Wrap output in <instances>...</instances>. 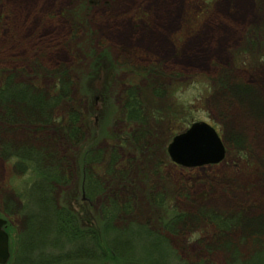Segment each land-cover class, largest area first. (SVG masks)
Masks as SVG:
<instances>
[{
  "label": "rangeland",
  "instance_id": "obj_1",
  "mask_svg": "<svg viewBox=\"0 0 264 264\" xmlns=\"http://www.w3.org/2000/svg\"><path fill=\"white\" fill-rule=\"evenodd\" d=\"M93 53L113 59L106 82L112 86L110 106L91 97L97 89L95 78L90 79ZM10 79L15 86H32L30 94L40 95L42 106L53 104L52 123L41 107H20L15 89L11 95L6 89L2 98L7 101L1 98ZM91 81L94 90L88 92ZM63 85L68 96L63 99L62 93L57 102ZM133 88L146 109L148 127L129 122L122 111ZM71 113L81 116L75 128L86 133L83 146L91 145L94 158L101 154L86 168L103 179L111 172L108 166L115 168L103 191H115L122 207L132 206L123 227L140 223L149 235V225L159 230L193 208L186 221L194 223L181 235L184 247L175 244L171 231L161 229L173 242L167 245L172 251L167 264H248L254 255L264 256V0H38L32 5L0 0V142L15 152L25 144L36 151L43 141L53 140L76 189L68 184L49 197L65 201L64 192H77L79 206L87 203L102 220L104 197L87 201L82 194L83 152L89 149H77L60 131L59 122ZM199 123L217 132L224 156L217 164L183 167L170 156L169 146ZM143 128L145 137H139ZM90 138L93 142L87 143ZM1 143L0 217L9 235L7 264H14L18 252L27 249L21 246L29 228L23 214L37 212L28 192L43 180L30 162L23 165L22 158L6 155ZM154 197L167 204L156 207ZM68 206L76 211L77 206ZM215 212L227 215L231 228L216 230L209 221ZM200 236L202 244L195 242ZM219 246L227 249L208 251ZM134 247L138 255L149 252V236Z\"/></svg>",
  "mask_w": 264,
  "mask_h": 264
},
{
  "label": "trees",
  "instance_id": "obj_2",
  "mask_svg": "<svg viewBox=\"0 0 264 264\" xmlns=\"http://www.w3.org/2000/svg\"><path fill=\"white\" fill-rule=\"evenodd\" d=\"M90 2H94V0H90ZM79 19H85L83 13ZM91 56L94 61V69L90 74V79L93 81L95 78L97 89L94 90L89 87V85L92 84L91 81L88 82V88H90L88 92H90V90L95 91H93V93L91 92L93 102L95 100L97 101V104L98 102L102 101L104 104H109L110 99H108V93L110 92L112 86L111 84H108L107 87L106 82H108V78L111 76V72L113 70V68L110 67L111 63L114 64L113 59L108 53H93ZM32 66L35 68L37 67L36 64H33ZM59 76H61L60 80H62L63 75L59 74ZM62 84H64V81ZM4 86L6 88H2L3 91L1 98L5 95L7 88V93L9 94L14 92L15 89V92H17L15 96L18 98L17 102L20 107H26L29 104L31 105V108H34L35 110H39L41 107V109L44 111V117H47L48 122H53L52 120L54 119H52L51 115L53 104L49 105L48 107L42 106L43 100L41 99V96H35V94L33 95L32 93L30 94V92L34 91L32 86H15L14 81L11 79L7 80V84ZM66 89L67 87L63 85L62 90L58 93L60 94L58 95L59 98H56L57 102L65 99L68 96L69 92H67ZM27 91L29 92L26 93ZM128 91L130 92H128L127 97H125L126 102L122 105L124 116L129 122L137 123V121H139L143 123L144 128L148 127L150 123H148L149 120L147 117V112L142 104V101H139L140 97L137 89L133 88ZM153 93L155 94V92ZM5 97L2 99L7 101ZM27 97H29L30 100L28 104H25ZM35 97H37L36 100H34ZM10 100L12 99L10 98ZM108 106H110V104ZM111 112V116L113 117V111ZM12 115L13 111L9 114V116L13 118ZM12 118L9 119L12 120ZM80 119V115L71 113L66 117L65 122L63 120L59 122L60 131H65L64 135L66 136V139H68V141L77 149L82 148L84 149L83 151L89 149L87 153L83 152L85 153V155H83L84 166L81 165L82 176L80 178L82 179V194L86 196L87 201H90L92 198L95 199L98 195H102L104 197L103 203L105 204L103 205L104 211L102 210V220H100L101 218H97L91 214L90 209L84 205L87 203H84L83 206H79V201L77 200L79 199V193L73 192L76 189L75 184L73 183L74 179L73 177L69 178V174L71 172H69L68 167V172H66L67 170L64 167L66 166L64 163L65 161L59 155L57 156L55 152L56 148L54 147L56 144L54 145L55 142H53V140L43 141L45 145L38 148L36 151L34 149H29V147L25 144L23 149H21V146V148H18V150L15 152L10 150L11 147L9 144L0 142L2 144L1 149L6 150L4 151V153L6 152V155H13L17 156L18 158H22L23 165H27L26 162H30L32 171L39 173L43 180L42 183L36 184L28 192L30 193L29 196L34 203V207L37 208V212L33 213L31 211L28 214H23L25 223L27 218L29 228L26 230L28 231V234L21 236V246H23L22 248L25 246L27 249L24 248L18 252L14 264H147V262H149V264H167V258H169L167 256H170L172 252L171 250H168L167 245L169 242L170 244H173V242H171L172 238L175 239V244L181 243L180 246L184 247V244L182 243L183 238L181 235L188 233L187 231L189 229V225L194 223L192 221L189 222L190 220L186 221L187 217H189V215L192 213L193 208L191 210L188 209L182 213L176 214L170 219V222L166 224L165 227L160 228L159 230H153L149 225V235L146 234L148 227L145 229V226L142 227L139 225L140 223L132 222L130 225L127 224L126 227H123L122 224L126 225V223H128L125 217H127V210L131 209L132 206L126 205L127 207H122L121 200H119L120 198L118 199L116 197L115 191L112 194L110 191H103V188L105 187L104 183H109L106 178L110 177L111 172L112 175L116 173L114 172L115 168L113 165L108 166L107 169H109L111 172L109 174L106 173L107 175H105L104 179L98 177V175L96 176L92 174V172L86 168L88 164L93 165V161L95 160L99 162L101 160V154H99V157L94 158L92 155V147H90L91 145L83 146V144H85L86 138L84 139L82 135L84 136L85 132L82 131V128H75V125L79 124ZM33 124H35V122H33ZM64 124L66 125L63 126ZM144 128L140 129L141 132L139 133V137H145L146 133L144 132L147 130ZM91 139L92 138L88 139L87 143H92L93 141H91ZM95 139L96 137L93 138V140ZM43 164L46 166L44 167L46 169L43 168ZM24 167L27 168L26 166ZM124 170L125 169L121 170L120 174H123ZM66 173H68L67 176L64 175ZM68 184L70 190H72L71 188L74 186L73 191L67 192L70 194L69 198H67L69 194L66 195V192H64V196L66 197L64 198L65 201H62V198L58 200H53V198H51V196H54L53 194H55L58 189L63 188L62 186L68 187ZM78 188L81 189V186ZM49 193L51 194L50 197ZM151 200L153 204L159 208H162V205L164 206L167 204L166 202L162 203V200L156 202L155 197ZM68 201H71V204L67 203ZM68 205L77 206L76 211H73ZM106 213L110 215L109 220H106L105 218ZM83 214H85V216H83ZM226 216L227 215H221V213L219 214L215 212L212 214V216H210L211 218L209 221L216 227V230H227L231 228V226L228 224L229 222L226 224ZM183 221L186 222L182 224L181 222ZM117 225H122V228H119ZM146 226L148 225L146 224ZM54 229L57 230V236L54 241H50V238L52 239V232ZM136 229L141 230L142 232ZM161 229L171 231L169 236L172 238L167 235L163 236ZM190 231L191 229L189 232ZM148 236L149 252L138 255L140 254L139 252H134V245L136 244V241L138 239H147ZM211 237L214 241V239L217 238V233L215 234L216 238H214L213 235ZM199 238V240L196 239L195 242L202 244L203 239L201 236ZM228 245H232V242L231 244L228 243ZM50 246L55 250H59L58 253L60 254L56 255L57 253H55L53 249L49 248ZM216 248L219 249L208 247V251L215 253L216 250L220 251L227 249V247L225 248L222 246ZM235 248L236 247H234V249ZM125 249H127V252H124ZM50 250L53 251L49 252ZM182 250L185 251L184 249ZM238 253V251H235L233 255L237 256ZM163 254L165 257L161 259L160 255ZM34 255H36L35 258H33ZM263 257L264 256H262V254H257L256 256L254 255L252 258H250L252 259V262H249L248 264H262L264 260Z\"/></svg>",
  "mask_w": 264,
  "mask_h": 264
},
{
  "label": "water",
  "instance_id": "obj_3",
  "mask_svg": "<svg viewBox=\"0 0 264 264\" xmlns=\"http://www.w3.org/2000/svg\"><path fill=\"white\" fill-rule=\"evenodd\" d=\"M168 151L173 160L183 167L217 164L224 156L219 135L206 123L195 124L186 133L177 136ZM6 223L0 218V264H7L11 257Z\"/></svg>",
  "mask_w": 264,
  "mask_h": 264
},
{
  "label": "bare ground",
  "instance_id": "obj_4",
  "mask_svg": "<svg viewBox=\"0 0 264 264\" xmlns=\"http://www.w3.org/2000/svg\"><path fill=\"white\" fill-rule=\"evenodd\" d=\"M28 1L32 5V4L36 3L38 0H28ZM47 7H50V5L48 4Z\"/></svg>",
  "mask_w": 264,
  "mask_h": 264
}]
</instances>
